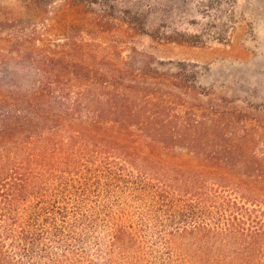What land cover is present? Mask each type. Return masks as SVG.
I'll return each instance as SVG.
<instances>
[{"label":"trees","instance_id":"trees-1","mask_svg":"<svg viewBox=\"0 0 264 264\" xmlns=\"http://www.w3.org/2000/svg\"><path fill=\"white\" fill-rule=\"evenodd\" d=\"M18 52L37 75L0 81V264H96L101 238L143 264H264L259 118L213 107L174 133L139 108L158 85Z\"/></svg>","mask_w":264,"mask_h":264},{"label":"rangeland","instance_id":"rangeland-1","mask_svg":"<svg viewBox=\"0 0 264 264\" xmlns=\"http://www.w3.org/2000/svg\"><path fill=\"white\" fill-rule=\"evenodd\" d=\"M0 21V81L37 75L19 47L158 85L139 108L174 133L213 107L264 126V0H0ZM255 142L264 151V135ZM101 240L96 264H143L132 246Z\"/></svg>","mask_w":264,"mask_h":264}]
</instances>
